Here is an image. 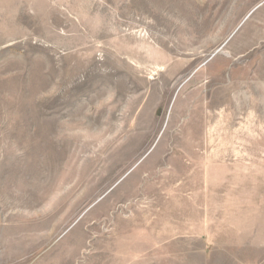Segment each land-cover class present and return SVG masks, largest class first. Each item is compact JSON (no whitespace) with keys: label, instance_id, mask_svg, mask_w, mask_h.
I'll list each match as a JSON object with an SVG mask.
<instances>
[{"label":"rangeland","instance_id":"1","mask_svg":"<svg viewBox=\"0 0 264 264\" xmlns=\"http://www.w3.org/2000/svg\"><path fill=\"white\" fill-rule=\"evenodd\" d=\"M0 264H264V0H0Z\"/></svg>","mask_w":264,"mask_h":264}]
</instances>
